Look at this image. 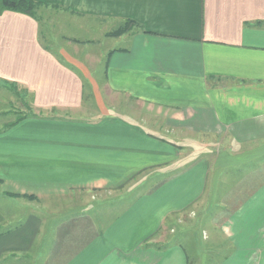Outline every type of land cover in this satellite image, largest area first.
I'll list each match as a JSON object with an SVG mask.
<instances>
[{
	"label": "crops",
	"instance_id": "0c3cea01",
	"mask_svg": "<svg viewBox=\"0 0 264 264\" xmlns=\"http://www.w3.org/2000/svg\"><path fill=\"white\" fill-rule=\"evenodd\" d=\"M35 1L33 16L0 12V92L27 94L33 109L0 126V264H189L183 244L151 239L205 195L212 172L213 198L221 181L227 198L251 190L223 225L224 264H264V0ZM51 8L103 22L125 45L99 56L83 42L50 46ZM127 20L138 25L110 34ZM147 169L160 181L108 222L84 202L32 207Z\"/></svg>",
	"mask_w": 264,
	"mask_h": 264
},
{
	"label": "rangeland",
	"instance_id": "374dc122",
	"mask_svg": "<svg viewBox=\"0 0 264 264\" xmlns=\"http://www.w3.org/2000/svg\"><path fill=\"white\" fill-rule=\"evenodd\" d=\"M42 14L43 30L46 32V40L50 46L55 45L56 47H60V45H65L67 47L69 44H73L75 47L78 44L74 43L83 42L80 45L86 44L84 47H87L88 44L91 45L90 54L99 56L100 50L103 52V49L107 46V49H109L125 45L122 39L118 41L106 35L113 28H107L103 22H97V24L91 23L92 20L90 18L72 15V13L65 10L55 8L44 9ZM85 22L89 25L85 24ZM81 25H84V27ZM86 26H90L93 30L82 31ZM68 35L73 37L74 40L67 38ZM53 40H55V43ZM71 47H68V49L75 53V48L72 49ZM84 53L85 50L83 51ZM83 54L81 51L82 57ZM84 60L94 74H96L97 70H101L99 71V76L97 75L98 80L103 78L101 77L103 76L102 67H98L99 62L96 58L91 57ZM111 102L113 103L114 100ZM88 106L93 110V102H88ZM32 110L27 94L16 93L14 89L0 92V126L4 127L8 125L9 121H13ZM218 173L212 172L210 175V182L202 198L179 215H173L166 220L160 230L152 237L151 241L153 243L161 246L173 243L183 244L189 255V264H224L226 262L225 258L230 246L226 234H224L223 225L229 219L230 213L236 206L233 200L245 198L251 190H248L249 187L245 186L235 187V191L233 192L235 194H230V198H227L226 193L231 187L226 186L225 181H221L220 184L222 185H220L221 187L219 186L217 194L213 198L211 182L217 177ZM242 174V171L236 170L225 172L221 180L231 181L230 184H232L233 178L242 176ZM162 175L156 169H147L132 175L116 186L108 187L106 190L103 188L86 190L83 193L85 197L82 195L79 197L77 190H73L72 193L60 194L59 196L49 194L47 198L43 197L41 201L36 200L33 202L34 206L32 207L35 210L41 207L42 209L47 208L51 211L55 205L61 208L84 202V204L89 203L84 205L85 209L91 208V212L99 211V216H97L101 220L104 219L108 222L130 201L147 191L148 187L160 181ZM228 177L229 179L227 180ZM26 196L29 197V194ZM99 198L105 199L99 200ZM226 200L229 205H226V202H224ZM71 211L65 213L68 214ZM5 259L8 264H29V260L23 257L7 256Z\"/></svg>",
	"mask_w": 264,
	"mask_h": 264
},
{
	"label": "trees",
	"instance_id": "16d2710c",
	"mask_svg": "<svg viewBox=\"0 0 264 264\" xmlns=\"http://www.w3.org/2000/svg\"><path fill=\"white\" fill-rule=\"evenodd\" d=\"M39 6H41V3L35 0H0V12L5 9H12L14 11L27 13L33 16L34 13L39 8ZM134 23L138 25L136 22H134V20H127L121 26L112 30L110 34L111 35L123 34L127 32L130 29L131 25H134Z\"/></svg>",
	"mask_w": 264,
	"mask_h": 264
}]
</instances>
